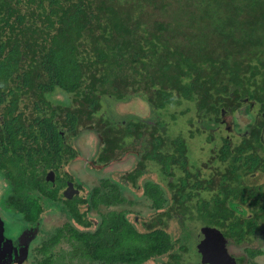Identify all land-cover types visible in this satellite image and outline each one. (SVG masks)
Masks as SVG:
<instances>
[{
  "label": "trees",
  "instance_id": "obj_1",
  "mask_svg": "<svg viewBox=\"0 0 264 264\" xmlns=\"http://www.w3.org/2000/svg\"><path fill=\"white\" fill-rule=\"evenodd\" d=\"M30 94L37 101H45V94L60 99L63 114L23 139L18 136L25 134L23 114L14 116L18 104L12 101ZM5 96L11 103H3ZM0 97V127L17 148L7 150L14 169L9 175L20 191L27 174L38 185L37 153L72 162L80 125L96 133L104 147L99 157L109 152L103 166L113 163L118 152L122 158L130 145L143 146L133 148L138 162L122 179L130 182L128 191L150 203L151 223L136 222L139 213L126 208L122 185L106 179L85 201L100 215V225L91 230L93 223L80 213L79 202H68L74 220L70 261L43 259L52 249L49 243L38 247V264H145L170 253V226L180 228L182 222L187 227L194 215L218 225L237 211L244 213L248 204L264 207L256 203L263 197L261 187L249 185L256 172L264 171V157L252 144L262 142L264 118L250 124L251 135L240 144L220 133L223 112L240 108L246 99L264 109V0H0ZM135 97L157 115L155 122L137 116L119 125L107 116L94 119L100 98L130 102ZM186 102L195 116L178 129L175 122L185 112L173 113L177 131L172 133L165 110ZM186 136L194 140L195 151ZM34 143L41 149L36 151ZM230 197L242 202H225ZM23 206L36 221L39 206L31 210L29 201ZM251 221L256 222L253 229H260L258 218ZM235 225L239 222L232 231L238 232ZM61 237L62 231L50 241Z\"/></svg>",
  "mask_w": 264,
  "mask_h": 264
},
{
  "label": "flooded vegetation",
  "instance_id": "obj_2",
  "mask_svg": "<svg viewBox=\"0 0 264 264\" xmlns=\"http://www.w3.org/2000/svg\"><path fill=\"white\" fill-rule=\"evenodd\" d=\"M33 96L34 95L30 94L28 96H23V99L19 102H16V100L12 101L15 102V104H18V106L15 105L17 106V109L14 112V116L16 117L21 113L23 114L20 117V126L21 129L24 130L25 134L18 133V136L23 139H26L27 136L30 139V132L34 131L35 129H39V127L41 126H45L46 121H57V119H59V115L63 114L62 108H60V106H62L60 99L53 96L50 97V95L45 94V101H37ZM9 98L10 97L5 96V101L3 100V103H11ZM249 105L250 111L253 110L255 114L254 122L259 123V117L264 118V109L261 108L255 101L250 102ZM230 110L231 109H229L228 114L236 113V111L233 112V109L231 111ZM1 112L2 109L0 110V114ZM223 113L222 123L223 125H225L227 123L228 114H226L225 112ZM2 119L3 118L0 116L1 122ZM128 119L135 120L136 118L131 117ZM114 121L112 122L115 123ZM126 121H116L115 124L119 125L120 123H125ZM155 121L156 119L153 121L149 120L148 122ZM249 129L250 128H248L246 132L241 135L239 143L237 144L242 143L244 138H248L251 135V131ZM92 130L93 129H91V127H81L80 125L78 129V135H76L74 139H77L83 131H91L96 136V133H94V130ZM228 130H230V128ZM52 135H55V133H52ZM31 139L34 140L33 137H31ZM261 140V144L256 143L255 141L254 143L252 142V144L255 145L256 150H258L264 157V146L263 148H259L260 145H264V131L261 135ZM27 142H30V144H32L34 141ZM34 146H36V151L37 149H41V147L36 143H34ZM141 147L143 149L142 144H140V146L130 145L128 147V150L125 151L124 155L122 156V159L120 158V152L117 153L118 156L115 157L113 163L120 162L126 156L136 157L137 163V152L133 148L140 149ZM8 148L17 150L15 142H9V135H7L6 129L0 127V218L4 220L6 225L9 226V228L6 230V237L3 238L2 236H0V245H5L7 247L9 244L8 239H11L13 247L12 253H8L4 256L1 255L0 262L11 259L13 261L10 264H38L40 261V252L39 250H37L38 247L42 248L45 244L46 246H48V244L50 243V245H53L51 247L52 249H49L48 253L45 254L44 252L42 254L43 259L46 257L49 258L51 256V259H53L54 263H69L70 255L68 253H70L69 251H71V243L70 241H68V236H70V225H73L74 220L68 213L66 204L71 201H78V209L80 210V213H87L89 219L93 223L94 227L91 229L93 230L95 226L97 227L98 225H100L101 217L97 212L91 210L92 206L90 205V203H86L85 201H88L90 199V197L88 196H90V194H92L95 189H99V187L102 185V182H100V184L98 186H95L92 190L85 192L84 187L81 184L77 183L76 178L72 176V172L68 167L69 163L67 164L65 159H56L55 156L53 157V159H50L37 153L36 160L38 161V185L36 184V182L34 183L33 181H30L31 176L27 174L26 182L20 183V186L23 187V189L20 191L17 184H11V182L17 183V180L15 177H11L9 175V171L12 170V163L10 161V158L7 157V155L11 152L7 151ZM99 148L104 149V147H101L98 143L97 152L92 159L91 165L88 166V168L90 169H99L100 166H103V158H108L107 154L109 155V152L100 155V157L98 156L100 153ZM77 159L78 155H76V157L72 161L74 162ZM99 162L101 163V165ZM105 166H108V164H105L103 167ZM261 166L262 164L259 166V168ZM12 173H14V169L12 170ZM126 182L127 185L122 186V188L124 189L122 190L124 196L125 192L128 191L126 188H128V186L130 188V182ZM249 185H256L261 187V193L263 194V197H260L261 202L256 203L263 204L264 171L259 170L258 172H256V174H254L253 176V181L251 182V184L249 183ZM34 186L39 187L35 188ZM18 194H25V197L18 198ZM132 194L134 195V200L127 197L129 203L126 204V208L130 211H133L136 208L139 209L140 213L138 212L139 214L135 217L136 222L142 224L151 223V220L154 218V214L147 215V212L150 208H148L146 205L140 204V202L145 198L142 197V199L136 194ZM51 195L53 197H51ZM137 198H140L139 203L136 202ZM241 200L242 198L237 199L230 197L225 202L240 203L242 202ZM26 201H29L32 204V207H27L31 210H34V204H37L39 206L41 212L40 214H38L36 221L32 217L34 216L33 212H28L24 206L22 207V204ZM237 212L239 213H236L235 215L232 214V218L230 219L229 217L225 216L226 218L221 219L218 225L207 222V219L203 220L202 223H200V228L190 229L188 227L189 222L187 223V227H183L182 222L180 223V228H174L170 226L169 231L172 232L171 240H173L170 253L163 256H157L153 258V260L145 264H264V222H260L261 220H264V207H251V205L249 206L248 204V207L246 208V211H244V213H242V211ZM94 213L96 214L95 217L93 215ZM240 218L245 219V221H242L240 223ZM252 218H258L257 225L260 227V229H253V225H255L256 222L251 221ZM192 219H190L189 221H191ZM235 221L239 222V226L235 225V228H238L239 234L245 235L244 237L237 234L238 232L235 231V233L234 231H232V227ZM250 221L252 223V226L247 228L246 223ZM168 223L171 225L173 224V221L169 220ZM13 224H20V226L26 227L30 229V231H34V228L38 226L40 228L37 231V236L35 238L33 246L28 251V258L22 262L20 261L25 258L26 252H20L19 250L27 241H24L23 243H20L18 241V239L23 240V238L21 237V231L15 232L13 229ZM242 225L246 226L245 231L243 232H241L240 229ZM60 231H62V237L58 242L52 243L50 240L53 239L54 235L58 234ZM34 233L36 232L34 231L32 235H34ZM64 244L69 245V251L64 250ZM6 250L8 251V249ZM51 252H53V254ZM72 263L104 264L99 261H87L86 263H82L77 260H73Z\"/></svg>",
  "mask_w": 264,
  "mask_h": 264
},
{
  "label": "rangeland",
  "instance_id": "obj_3",
  "mask_svg": "<svg viewBox=\"0 0 264 264\" xmlns=\"http://www.w3.org/2000/svg\"><path fill=\"white\" fill-rule=\"evenodd\" d=\"M100 99H101L100 100L101 106L99 107V110L101 109V111L99 116L96 115L94 119H97L98 117L101 118L107 116V118H109L111 121L116 120L117 122H121V121H126L128 118L131 117L133 118V116L134 117L137 116L138 118L152 120V121L157 118V115L151 113V109L148 107V105L138 97L133 98L132 99L133 102H128V103L126 101L118 102L108 98H105L104 100L102 98ZM246 102H244L245 104L243 103V105L240 108H235V107L231 108L233 109V112L236 111V113L228 114L227 123L225 125H223L222 123L220 128L221 129L220 133H222V136L225 137L228 136L232 140V142L235 143L236 145L237 143H239L241 135L245 133L246 130L250 128V124L254 122V115H255L254 111L251 110L252 111L251 112L248 110L247 105L249 103ZM188 107L190 109H188ZM181 112H185V115L178 118L177 122H175L177 124H180V127H178V129L181 128L184 129L185 127H187L186 123L188 119L190 117L195 116V113L192 110L191 103L188 104V102H186L178 107L173 106L169 109V111L165 110L164 113L165 115L164 118L168 120L167 122L169 126H172L173 124L171 115L174 113L180 116ZM172 128L175 129V131L173 130L172 133H175L177 131L176 129L177 127H174L173 124ZM229 128L230 130H228ZM216 130H219V128H217ZM204 131L208 134L212 132L209 129L207 131L206 130ZM186 140L190 144L192 150L195 151L196 144L194 143V140L190 139L189 136H186ZM73 145L78 155V159L75 160L74 162L72 161L71 163H69L68 167L69 170L72 172L71 173L72 176L76 178L77 183L81 184L84 187L85 192L92 190L95 186H98L100 182L106 179H111L113 181L119 182L122 186L127 185V182L122 178L127 172H131L134 169L136 165V157L126 156L123 160H121L118 163H112L108 166L99 168L98 170L90 169L88 168V166L91 165L92 159L98 149L97 137L91 131H87V132L83 131L82 134L79 135L77 139L73 140ZM210 151H212V149H210ZM214 152L215 151L213 150L210 154L213 155ZM221 168L223 167L221 166ZM125 196L134 200V195L129 191L125 192ZM139 200L140 198H137L136 202L139 203ZM140 204L146 206L150 205V203L145 199H143L140 202ZM102 210H104V208ZM132 212L138 213L139 209L136 208ZM93 215L94 217L96 216L95 213ZM197 217L198 215H194L193 219L188 223V227L190 229L201 227L200 223H202V221H198ZM196 219L197 221H195ZM63 246L65 251L70 250L68 244H64Z\"/></svg>",
  "mask_w": 264,
  "mask_h": 264
},
{
  "label": "water",
  "instance_id": "obj_4",
  "mask_svg": "<svg viewBox=\"0 0 264 264\" xmlns=\"http://www.w3.org/2000/svg\"><path fill=\"white\" fill-rule=\"evenodd\" d=\"M8 228H9V226L6 225V223L4 222V220H2L0 218V236H2L3 238H5L6 237V230ZM13 229H14L15 232L21 231V237L23 238V240H19L18 239V241L20 243H23L24 241H27V242L24 243L23 247L20 248V250H19L20 252L21 251L22 252L23 251L26 252L25 258L20 261V262H22V261H25V259L28 258V251L33 246V244L35 242V238L37 236V231L40 228H39V226L34 228V231L36 232V233H34V235H32V233L34 231H32V230L30 231V229H28L26 227H22V226H20V224H13ZM8 240H9V244H8L7 247L5 245H0V257H1V255L4 256V255H6L8 253H12V250H13L12 240L11 239H8ZM6 249H8V251ZM12 261L13 260L9 259L7 261H1L3 263L0 262V264H10V263H12Z\"/></svg>",
  "mask_w": 264,
  "mask_h": 264
},
{
  "label": "clouds",
  "instance_id": "obj_5",
  "mask_svg": "<svg viewBox=\"0 0 264 264\" xmlns=\"http://www.w3.org/2000/svg\"><path fill=\"white\" fill-rule=\"evenodd\" d=\"M130 102H133V101H130ZM128 103V102H127Z\"/></svg>",
  "mask_w": 264,
  "mask_h": 264
}]
</instances>
